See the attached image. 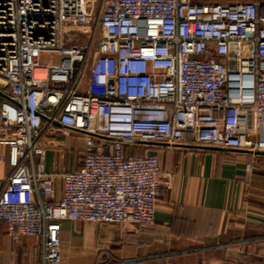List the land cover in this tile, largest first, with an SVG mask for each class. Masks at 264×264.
Masks as SVG:
<instances>
[{"label": "built area", "instance_id": "obj_1", "mask_svg": "<svg viewBox=\"0 0 264 264\" xmlns=\"http://www.w3.org/2000/svg\"><path fill=\"white\" fill-rule=\"evenodd\" d=\"M61 128L83 147L55 199ZM178 144L264 149V0H0V221L40 264L62 261L65 220L151 226L154 148Z\"/></svg>", "mask_w": 264, "mask_h": 264}, {"label": "crops", "instance_id": "obj_2", "mask_svg": "<svg viewBox=\"0 0 264 264\" xmlns=\"http://www.w3.org/2000/svg\"><path fill=\"white\" fill-rule=\"evenodd\" d=\"M54 139L63 145L45 150L43 166L54 174L59 199L60 171L78 168L81 153L77 157L76 148L67 165L73 148L62 136ZM154 151L168 182L160 188L154 223L139 230L65 220L59 264H264V154L195 144ZM0 153L1 190L11 167L6 148ZM42 256L40 239L14 238L0 221V264H40Z\"/></svg>", "mask_w": 264, "mask_h": 264}, {"label": "rangeland", "instance_id": "obj_3", "mask_svg": "<svg viewBox=\"0 0 264 264\" xmlns=\"http://www.w3.org/2000/svg\"><path fill=\"white\" fill-rule=\"evenodd\" d=\"M196 1H218V2H228V1H236V0H196ZM40 60L42 62H50L52 60L51 56H47V55H43L41 56ZM62 136L65 141L67 142V144L70 145V147L73 148V151L71 149V151H68L65 154L64 157V162H67V165H70V162H73L75 159L74 157V153H75V149L77 148V157H79L78 152L81 151L82 147H83V137H81L80 135L73 133L71 131L67 132L65 129L61 128L60 130H57V132L54 134V136ZM80 146V147H79ZM59 146L54 147L52 150H58ZM262 148L260 147V150ZM264 149H262L263 151ZM72 160V161H71Z\"/></svg>", "mask_w": 264, "mask_h": 264}, {"label": "water", "instance_id": "obj_4", "mask_svg": "<svg viewBox=\"0 0 264 264\" xmlns=\"http://www.w3.org/2000/svg\"><path fill=\"white\" fill-rule=\"evenodd\" d=\"M257 154H264V151H257Z\"/></svg>", "mask_w": 264, "mask_h": 264}, {"label": "trees", "instance_id": "obj_5", "mask_svg": "<svg viewBox=\"0 0 264 264\" xmlns=\"http://www.w3.org/2000/svg\"><path fill=\"white\" fill-rule=\"evenodd\" d=\"M237 1V0H236ZM242 1H249V0H242Z\"/></svg>", "mask_w": 264, "mask_h": 264}]
</instances>
